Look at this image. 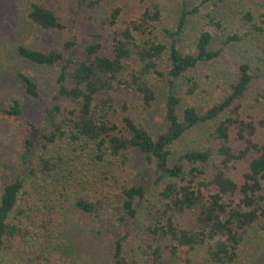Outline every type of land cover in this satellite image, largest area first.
Listing matches in <instances>:
<instances>
[{
    "label": "trees",
    "instance_id": "trees-1",
    "mask_svg": "<svg viewBox=\"0 0 264 264\" xmlns=\"http://www.w3.org/2000/svg\"><path fill=\"white\" fill-rule=\"evenodd\" d=\"M202 1L218 5L224 0ZM141 3L139 14L109 38L105 30L118 25L123 11L119 5L111 8L110 0H28L29 24L71 36L49 49L16 46L25 61L57 69L56 88L39 124L26 116L19 98L8 107L0 105V112L32 126L21 170L0 194V264H85V256L60 235L61 224L70 210L99 218L107 205L108 218L128 230L125 236L112 235L111 264H131L125 239L141 220V207L151 193L161 204L150 201L147 207L142 255L132 264H168V259L174 264H234L246 239L264 233V143L255 139L264 120L241 114L254 71L264 66V0L238 8L239 31L231 25L228 32L223 18L196 7L190 13L203 26L192 49L176 43L187 12L175 32L165 30L168 41L159 33L161 4ZM59 6L67 12L60 13ZM211 27L223 32L221 45ZM227 46L245 54L232 68L220 65ZM2 59L1 53L0 64ZM210 65L224 79L204 103L199 97L206 91V75L197 71ZM18 77L28 95L42 98L31 76L19 72ZM162 81L169 84L163 97ZM124 91L140 96L142 112L158 109L163 130L153 134L126 113L121 128L117 101ZM255 101H264V89L256 92ZM128 108L126 100L122 111ZM204 125L210 127L205 144L175 156L173 146ZM233 129L244 143L239 150L230 143ZM132 150L144 156L141 171L131 168ZM245 159L249 164L239 184L226 168ZM187 214L192 222L180 224L178 218ZM165 238L173 243L161 245Z\"/></svg>",
    "mask_w": 264,
    "mask_h": 264
},
{
    "label": "rangeland",
    "instance_id": "rangeland-1",
    "mask_svg": "<svg viewBox=\"0 0 264 264\" xmlns=\"http://www.w3.org/2000/svg\"><path fill=\"white\" fill-rule=\"evenodd\" d=\"M142 0H110V7L116 5L122 7L121 19L115 27L107 28L105 37L112 38L117 30H120L126 19L139 14L143 4ZM202 0H145L146 4L152 6L159 3L162 7L163 19L160 26V35L162 38L171 41V37L167 35L165 30L175 32L179 28L181 17L187 12V20L183 25V31L176 36L177 46L181 49H192L194 46L195 34L200 27L203 26L199 17L190 13L196 7L200 12H214L218 17L223 18L229 31H233L231 25H235V31L240 30V24L235 23L236 12L239 7L254 4L257 0H224L219 1L218 5L213 2L202 3ZM28 0H0V54L3 59L0 64V105L8 107L13 98H19L23 104L26 116L35 124H39L43 117L44 107L50 100L52 93L56 88L55 67L38 66L25 61L16 54V46L23 44L41 49H49L62 46V43L70 38L71 34L64 31L44 30L33 27L25 19ZM257 6V5H256ZM60 13L67 12L62 6L58 7ZM210 30L216 36V43H223V32L211 27ZM104 41V40H103ZM244 52L236 46H227L223 56L220 59L222 67H231L235 61L243 58ZM215 66H204L197 73L201 77H205L207 82L204 84L206 91L202 93L199 99L207 103L219 89L218 82L224 77L219 78L214 73ZM19 72H24L31 76L39 85L42 98L35 99L25 92L24 85L18 77ZM254 83L249 94L243 100L241 114L247 118L253 116L256 119L264 120V101L256 102V92L264 89V66L255 70ZM207 75L211 78L208 79ZM164 81V80H163ZM160 87L161 97L168 92L167 81L163 82ZM178 89V84L176 86ZM128 101L129 108L124 112L123 104ZM140 96L134 92L124 91L118 96L117 106L119 109L118 121L120 127H123L121 117L124 113L128 114L138 124H143L156 134L163 130L164 121L162 115L157 110L145 113L140 107ZM209 126H202L188 132L180 141L173 146V153L177 156L179 153L191 148L204 145L205 136L210 131ZM32 134V126L26 123V120L20 117H13L4 112H0V194L3 187L12 179H14L21 170V156L23 152V144L27 137ZM256 141L264 143V125L259 126ZM230 143L235 150H239L244 146L242 140L237 136L236 130L230 133ZM133 163L131 168L136 171L144 169V156L137 150L130 153ZM135 158V159H134ZM249 159L233 162L226 168L227 174L235 181L241 184L243 173L247 170ZM214 168L208 170L210 176L213 174ZM207 176V177H208ZM150 199V200H149ZM161 204V199L151 193L148 200L141 207V220H137L129 229V234L125 239V249H127V257L132 264V260L136 259L141 252L140 246L144 244L145 226L148 219L149 204ZM108 207L100 208L101 217H95L92 214L84 213L78 210H70L66 213L61 224L60 232L64 238L71 241L74 248L79 250L86 259L85 264H111V254L114 246V238L112 235L119 233L125 236L127 227L122 223H116L107 216ZM108 218L107 220H104ZM192 214L180 216L178 222L187 225L192 222ZM112 229V230H111ZM161 245L168 246L173 243L169 238L160 241ZM136 252V253H135ZM168 264H174L168 259ZM234 264H264V233L255 234L253 237L246 239L242 251V257Z\"/></svg>",
    "mask_w": 264,
    "mask_h": 264
}]
</instances>
